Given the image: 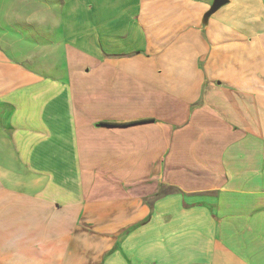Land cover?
<instances>
[{"label": "crops", "instance_id": "obj_1", "mask_svg": "<svg viewBox=\"0 0 264 264\" xmlns=\"http://www.w3.org/2000/svg\"><path fill=\"white\" fill-rule=\"evenodd\" d=\"M53 1L0 35V264H264V0Z\"/></svg>", "mask_w": 264, "mask_h": 264}, {"label": "rangeland", "instance_id": "obj_2", "mask_svg": "<svg viewBox=\"0 0 264 264\" xmlns=\"http://www.w3.org/2000/svg\"><path fill=\"white\" fill-rule=\"evenodd\" d=\"M39 0H0V35H3L5 38H10L13 40L24 39L23 44L20 42L18 46H15L17 52L16 54L26 53V51L33 46H26L25 32L21 33L15 27H11L8 22V15L10 14L7 11H10L12 8H19L20 15H26L28 6H39L41 2ZM57 3L51 0V6L53 9L58 8Z\"/></svg>", "mask_w": 264, "mask_h": 264}, {"label": "water", "instance_id": "obj_3", "mask_svg": "<svg viewBox=\"0 0 264 264\" xmlns=\"http://www.w3.org/2000/svg\"><path fill=\"white\" fill-rule=\"evenodd\" d=\"M228 1L227 0H214L211 8L209 9V11L205 14L204 17V23L208 22V19L215 14L221 7H223L225 4H227Z\"/></svg>", "mask_w": 264, "mask_h": 264}, {"label": "trees", "instance_id": "obj_4", "mask_svg": "<svg viewBox=\"0 0 264 264\" xmlns=\"http://www.w3.org/2000/svg\"><path fill=\"white\" fill-rule=\"evenodd\" d=\"M148 122V121H147ZM129 125H132V124H125L123 126H129ZM108 126H117V125H113V124H108Z\"/></svg>", "mask_w": 264, "mask_h": 264}]
</instances>
